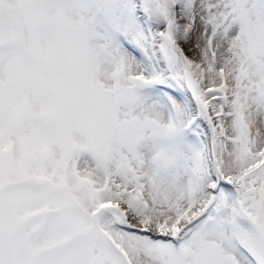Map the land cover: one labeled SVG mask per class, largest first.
<instances>
[{"label":"snow or ice","instance_id":"obj_1","mask_svg":"<svg viewBox=\"0 0 264 264\" xmlns=\"http://www.w3.org/2000/svg\"><path fill=\"white\" fill-rule=\"evenodd\" d=\"M0 264H264V0H0Z\"/></svg>","mask_w":264,"mask_h":264}]
</instances>
